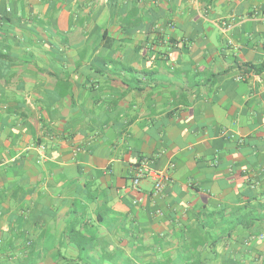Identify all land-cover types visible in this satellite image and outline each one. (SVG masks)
<instances>
[{"label":"crops","instance_id":"obj_1","mask_svg":"<svg viewBox=\"0 0 264 264\" xmlns=\"http://www.w3.org/2000/svg\"><path fill=\"white\" fill-rule=\"evenodd\" d=\"M0 264H264V0H0Z\"/></svg>","mask_w":264,"mask_h":264},{"label":"built area","instance_id":"obj_2","mask_svg":"<svg viewBox=\"0 0 264 264\" xmlns=\"http://www.w3.org/2000/svg\"><path fill=\"white\" fill-rule=\"evenodd\" d=\"M150 180L153 185L152 197L157 198L171 181L166 171L151 168L146 161L140 163L131 181L130 188L139 191L142 182Z\"/></svg>","mask_w":264,"mask_h":264}]
</instances>
